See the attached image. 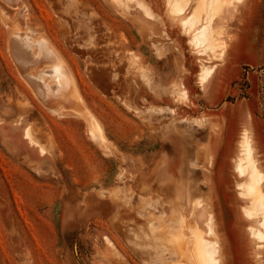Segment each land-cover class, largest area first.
Returning a JSON list of instances; mask_svg holds the SVG:
<instances>
[{"label": "rangeland", "instance_id": "rangeland-1", "mask_svg": "<svg viewBox=\"0 0 264 264\" xmlns=\"http://www.w3.org/2000/svg\"><path fill=\"white\" fill-rule=\"evenodd\" d=\"M151 1L165 3L166 17L183 35L173 42L165 32L158 37L152 27L140 25L153 51L160 57L176 48L195 61L187 78L171 84L127 43L133 13L135 20L137 14L159 19L150 11ZM175 1L170 8L168 0H0V264H195L204 254L195 245L208 255L206 264H264L256 237L264 229V209L258 208L264 170L251 130H242L228 162V149L218 153L212 169L217 163L207 147L209 133L222 123L190 105L194 84L203 87L233 47V37L213 20L224 6L243 0L214 4L207 13L206 43L198 45L190 40L203 23L190 31L180 23L202 12L206 0H190L188 7L195 4L190 15L172 13ZM161 38L166 44L154 41ZM39 42L51 49L47 58L36 57ZM61 68L77 100L73 93L66 100L58 95ZM50 71L54 74L44 73ZM36 75L45 76L47 87ZM240 88L239 97L249 98L247 83ZM250 106L264 116V79ZM26 131L39 145L27 144ZM171 131L196 145L187 165L197 174L193 187L174 186L173 169L165 178L158 173L159 146ZM115 132L118 139L111 136ZM243 134L261 172L255 195L244 187L253 178L241 161ZM188 173L183 169V176ZM215 193L223 194L226 209L234 200L238 231L230 237L232 262L223 219L215 217L210 197Z\"/></svg>", "mask_w": 264, "mask_h": 264}, {"label": "crops", "instance_id": "crops-1", "mask_svg": "<svg viewBox=\"0 0 264 264\" xmlns=\"http://www.w3.org/2000/svg\"><path fill=\"white\" fill-rule=\"evenodd\" d=\"M194 6L195 4L192 6L190 3L186 10V12L189 10L188 15L193 12ZM149 8L153 14L158 16V20H151V18L147 20L140 14H137L138 20H135L133 13V21L131 23L129 21L132 32L127 34V43L131 47V52L138 53L145 61L154 65L159 73V79L164 83L169 81L168 83L171 84L180 76L187 78L195 64L194 57L179 54L176 48L164 56H157L151 43L147 41L146 33H141L144 29L142 28L141 31L139 29L140 25L145 29L148 28L147 30H149L147 26H150L154 30L151 32L158 37L165 32L169 41L177 42L182 40L181 27L179 28L176 22L174 23L171 18L166 17L165 3L151 1ZM212 25L222 28L225 35L233 37V47L227 53L225 60L217 64L212 77L203 87L198 86L197 83L194 84L197 94L192 96L190 103L193 107L201 108L202 113L208 115L211 120L222 123L220 129H213L209 133L207 147L213 149L214 162L217 163V165H213L212 169L217 168L219 160L217 155L223 149H228V162L229 157L236 150L237 139L242 130L247 127L251 130L257 156L264 170V116L262 113H258V110L254 111L250 106L251 101L256 99L258 87L264 79L263 70H261L264 67V0H243L231 6H224L219 16L213 20ZM154 41H157L158 44L160 41L166 44V40L162 38ZM185 52L188 53L187 50ZM244 67H249L248 69L251 71H246ZM245 82L248 86L245 93L250 97L240 98L239 94L242 92L240 87ZM111 136L119 138L116 132ZM162 142L163 147L159 146L157 162L161 178H165V173L173 169V175L176 177L177 174L174 186L192 185V180H197V174L187 165L191 157L190 152L196 145L186 140L183 141L178 131H171ZM183 169H188L190 174L183 176ZM202 178L204 179L203 175ZM182 179L186 182H182ZM210 197L212 203L215 204V206L213 204L215 217L223 219L225 228L223 227L222 235L227 241L226 257L229 262H232V239L230 237L238 231L234 228V224L237 222L233 212L235 209L234 200L232 199V203L229 204L233 208L226 209L221 205L224 200L223 194L215 193ZM191 199L193 201L195 197L192 196ZM185 211H190V207H186ZM228 222L232 225H229Z\"/></svg>", "mask_w": 264, "mask_h": 264}, {"label": "bare ground", "instance_id": "bare-ground-1", "mask_svg": "<svg viewBox=\"0 0 264 264\" xmlns=\"http://www.w3.org/2000/svg\"><path fill=\"white\" fill-rule=\"evenodd\" d=\"M172 1L173 0H168V4H169V6H170V8H171V5H172ZM190 0H176L175 1V4H174V7H175V9H172V13H174V14H176V15H183L185 12H186V10H187V8H188V2H189ZM224 0H206V5H204L203 7H202V12L199 10V9H197L193 14H192V17L190 18V19H188V18H186V19H184L183 21H181V23L180 24H182L181 26H183L184 28H186V29H189V31L190 30H192L193 28H194V26H196V24H199V23H203V25H202V28H200L199 30L200 31H198L196 34H195V36H194V38L193 39H191L190 41L191 42H195L197 45L198 44H202L203 42H205L204 40H206V39H204L203 38V35L205 34V33H207V31H208V29H209V20L211 19L210 17H208V11L212 8V6L214 5V4H216V3H220V2H223ZM18 2V1H17ZM19 4V3H18ZM17 4V5H18ZM12 5V4H11ZM13 5H14V3H13ZM25 7V6H24ZM172 15V14H171ZM182 27V28H183ZM197 31V30H196ZM207 36H208V34H207ZM190 42V43H191ZM210 41H209V38H208V43H209ZM206 43V42H205ZM192 44V43H191ZM208 45V44H207ZM206 45V46H207ZM209 46H211L210 45V43H209ZM209 46H208V48H209ZM17 48H19L18 46H16ZM204 47V46H203ZM200 48V47H199ZM36 49H37V56L36 57H38V58H41V57H45V58H47L48 57V55L50 54L49 52H51V49L47 46V44L46 43H44V42H39V43H37V45H36ZM207 49V48H206ZM19 50H20V48H19ZM210 50H211V48H210ZM21 52V51H20ZM202 52V51H201ZM201 52H200V54H201ZM204 53V52H203ZM12 54H13V52H12ZM19 54V53H18ZM202 55V54H201ZM13 56V55H12ZM33 60V59H32ZM43 61V60H42ZM45 62L47 61V59H45L44 60ZM32 62V61H31ZM29 63H30V61H29ZM34 63H36V62H34ZM28 65V64H27ZM33 65V64H32ZM49 65H50V62H49ZM30 66V65H29ZM34 66V65H33ZM36 66V65H35ZM41 66H42V64H41ZM43 67H44V65H43ZM202 67H204L203 65H202ZM36 68V67H35ZM38 68V67H37ZM41 68V67H40ZM205 68V67H204ZM62 69V68H61ZM63 69H65V67L63 68ZM62 69V71L61 72H58V76H59V78H58V80L61 82V86L59 87L60 89V91L58 90H56L57 92H58V95L61 97L63 94H64V96H65V100H66V97H68V96H71V95H69V93H73V96H75V99H76V91H75V89H74V87H73V82L71 81V79L69 78V77H67V76H65V72H64V70ZM206 69V68H205ZM208 69V68H207ZM206 69V70H207ZM26 70H27V67H26ZM32 70V69H31ZM57 70V69H56ZM58 70V71H59ZM29 71V70H28ZM36 71V70H35ZM28 73V72H27ZM34 73V72H33ZM32 73V74H33ZM44 73H46L47 75H50L51 73H52V71H50L49 73L48 72H44ZM52 74H54V73H52ZM39 75H41V72H40V74ZM32 77H34V76H32ZM55 77H56V75H55ZM205 77V76H204ZM35 79L37 80V83L38 84H40V86L42 85V86H44V87H47V86H45L44 85V83H45V76H37L36 75V77H35ZM55 79H57V77L55 78ZM50 84V83H49ZM50 86V85H49ZM39 89H41V88H39ZM47 89H49V88H47ZM52 89V88H51ZM55 90H52V92L53 91H55ZM65 90V93H63V91ZM42 91H44L43 89H42ZM48 92H49V90H47ZM50 93V92H49ZM182 93V92H181ZM183 94V93H182ZM183 95H185V92H184V94ZM183 95H181V96H183ZM51 96H52V93H51ZM79 96V95H78ZM53 97V96H52ZM54 98V97H53ZM56 98V97H55ZM70 99H71V97H70ZM59 100V99H58ZM77 100V99H76ZM67 102V101H66ZM74 104H75V102H74ZM73 104V105H74ZM56 110H60V109H57L56 108ZM74 110V109H73ZM91 114V113H90ZM94 120H95V118H94ZM98 121V120H97ZM100 124V123H99ZM99 126V125H98ZM100 128V127H99ZM103 135V134H102ZM244 136H243V140H242V150H241V152H242V156H241V161L243 162L244 161V163H246V165H248V166H246V167H244L245 168V171H246V168H250L251 167V170H250V172H251V176H252V181L249 183L248 182V184H245L244 185V187L247 189L246 190V192L248 193V194H250V195H255L256 193H257V189L259 188V186H258V184H257V182H256V179H257V177H259L260 175H261V172H260V170H259V168L256 166V165H253L252 164V162L254 161V153H253V145H252V143L248 140V136L246 135V134H243ZM23 137H24V139L25 140H27V144H29V145H31V146H35V145H39L38 144V142L34 139V138H31L30 137V135H29V133L26 131L25 133H24V135H23ZM26 137V138H25ZM189 137H190V135H189ZM109 142V141H108ZM110 152V151H109ZM29 153L30 154H32V153H34V150L31 148V149H29ZM38 153H40V151L38 150ZM201 154H202V152H201ZM251 164H252V166H251ZM236 166V165H235ZM236 168V167H235ZM243 168V167H242ZM246 173V172H245ZM249 176V175H248ZM263 177V176H262ZM249 179V178H248ZM249 180H251V179H249ZM238 186H240V185H238ZM191 187H193V185L191 186ZM190 187V188H191ZM195 189V188H194ZM124 190V189H123ZM195 190H197V189H195ZM199 190V189H198ZM126 191V190H125ZM193 191V190H192ZM260 191V190H259ZM120 192V191H119ZM197 192V191H196ZM193 194V193H192ZM259 194H260V192H259ZM112 195V194H111ZM248 196V195H247ZM263 196V195H262ZM254 197H256V196H253V198ZM258 197V196H257ZM256 197V199L258 200V198H260V197H258L257 198ZM250 198H252L251 196H250ZM253 198L251 199V201H253ZM129 199V198H128ZM147 199V198H146ZM150 199V198H149ZM141 200V199H140ZM260 200H261V198H260ZM258 203H260V204H258V208H259V205H260V208L261 209H264V199H262L260 202H258ZM257 207V206H256ZM257 208V209H258ZM253 211L255 212V210L253 209ZM252 211V212H253ZM261 211V210H260ZM259 211V209H258V212H260ZM151 212V211H150ZM256 212H257V210H256ZM258 212L256 213L257 215H258ZM262 212H264V211H262ZM245 213H246V211H245ZM137 214V213H136ZM264 214V213H263ZM262 214V215H263ZM145 216V215H144ZM259 216H260V214H259ZM262 218H263V216H262ZM260 220H261V218H260ZM263 221H264V219H262ZM258 222H260V221H258ZM263 225V227H264V223L262 224ZM262 227V228H263ZM189 229H192V227L191 228H189ZM189 233H190V231H189ZM248 233H249V231H248ZM191 234H192V231H191ZM197 235H199V239L200 238H202L201 237V235H200V233H198ZM179 236V235H178ZM193 236V235H192ZM162 237V236H161ZM172 237V236H171ZM176 237V236H175ZM256 237L258 238V241L260 242V244H259V246L258 247H260V249H261V251L263 252L264 250V229H263V231H259V232H257L256 233ZM193 238V237H192ZM190 239V238H189ZM157 240V239H156ZM184 241V240H183ZM159 242V241H158ZM194 241H192V244L194 245V243H193ZM179 243H181V242H179ZM201 244H202V240H201ZM179 245V244H178ZM181 245V244H180ZM179 245V246H180ZM203 245V244H202ZM184 246V245H183ZM163 247V246H162ZM185 247V246H184ZM202 248H203V246H201ZM257 247V246H256ZM194 248L195 249H200V250H197V251H200V254H201V252H204V254L202 253L201 254V259H199L198 257L200 256V254H199V256L198 257H196V258H198V260L196 259L195 260V264H206V262L208 263V261H206L207 260V256L205 257V254H206V252H205V250L203 251L201 248H197V245H195L194 246ZM204 249H205V247H204ZM164 251H166V250H164ZM194 251H196V250H194ZM196 251V252H197ZM184 253V252H183ZM166 254V253H165ZM189 254H190V252H189ZM197 254V253H196ZM208 254V253H207ZM262 255L261 256H263L264 257V252L263 253H261ZM183 255V254H182ZM194 255H195V252H194ZM204 255V256H203ZM189 257H190V255H189ZM204 257L206 258L205 260H203L204 259ZM261 258V259H263L262 260V263H264L263 261H264V258ZM173 258V257H172ZM203 258V259H202ZM187 260V259H186ZM191 260V259H190ZM200 260V261H199ZM201 260H202V262H201ZM203 261H206V262H204L203 263ZM211 264V263H210ZM217 264V263H216Z\"/></svg>", "mask_w": 264, "mask_h": 264}]
</instances>
